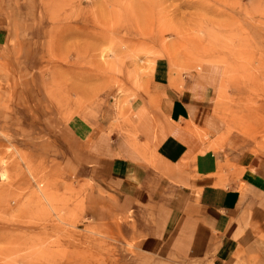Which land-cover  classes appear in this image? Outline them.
Here are the masks:
<instances>
[{
  "label": "rangeland",
  "instance_id": "374dc122",
  "mask_svg": "<svg viewBox=\"0 0 264 264\" xmlns=\"http://www.w3.org/2000/svg\"><path fill=\"white\" fill-rule=\"evenodd\" d=\"M36 1L0 15L10 24L0 47V264H116L117 244L85 226L77 191L48 178L57 144L39 126L101 119L127 129L164 61L175 73H211L215 108L264 150V0ZM244 229L237 262L264 264V225Z\"/></svg>",
  "mask_w": 264,
  "mask_h": 264
},
{
  "label": "crops",
  "instance_id": "0c3cea01",
  "mask_svg": "<svg viewBox=\"0 0 264 264\" xmlns=\"http://www.w3.org/2000/svg\"><path fill=\"white\" fill-rule=\"evenodd\" d=\"M15 1H4L0 15L15 14ZM9 29L0 20V47ZM152 78L151 97L132 103L127 129L43 118V136L57 144L46 155L48 178L77 191L85 226L117 244L116 264H141L132 255L156 264H243L236 257L244 228L264 225V150L215 108L211 73L179 74L157 61Z\"/></svg>",
  "mask_w": 264,
  "mask_h": 264
}]
</instances>
